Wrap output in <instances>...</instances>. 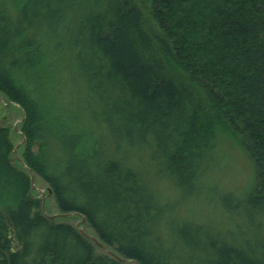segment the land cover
I'll use <instances>...</instances> for the list:
<instances>
[{"label": "trees", "instance_id": "1", "mask_svg": "<svg viewBox=\"0 0 264 264\" xmlns=\"http://www.w3.org/2000/svg\"><path fill=\"white\" fill-rule=\"evenodd\" d=\"M0 92V264H264V0H0ZM224 132L245 199L206 179Z\"/></svg>", "mask_w": 264, "mask_h": 264}, {"label": "rangeland", "instance_id": "2", "mask_svg": "<svg viewBox=\"0 0 264 264\" xmlns=\"http://www.w3.org/2000/svg\"><path fill=\"white\" fill-rule=\"evenodd\" d=\"M32 10L37 11V7H32ZM24 114L20 107L8 100L0 92V127L8 129L9 139L13 144L12 159L16 166H20L23 142L20 134V129L23 123ZM15 127L17 128L15 130ZM223 141L219 146V155L214 163V174H209L206 179L212 177L219 185L226 190L238 191L236 195L245 199L247 197V190L250 187V180L253 176V169L249 159L244 152L239 148L237 139L228 132L222 134ZM33 195L44 203V211L51 215H56L55 221H64L72 224L77 229L84 232L89 237H93V231L87 226L85 222L81 221L79 215L73 213L60 212L54 202L52 195L49 193L46 183L34 175ZM243 218V217H242ZM244 220V219H243ZM241 220V222L243 221ZM241 225V224H240ZM242 225H244L242 223ZM97 253H106V247L96 246ZM127 264H136L130 260L126 261Z\"/></svg>", "mask_w": 264, "mask_h": 264}, {"label": "water", "instance_id": "3", "mask_svg": "<svg viewBox=\"0 0 264 264\" xmlns=\"http://www.w3.org/2000/svg\"><path fill=\"white\" fill-rule=\"evenodd\" d=\"M17 128L15 127V130H16ZM22 136V142H24V136L23 135H21ZM15 150V148L13 149V151ZM28 170V172H29V177H30V183H31V186H32V188L34 189L35 188V185H34V175H33V173H32V171L28 168L27 169ZM41 211H42V213L48 218V219H50V220H53V219H55V217H56V215H53V214H51V215H49V214H47L45 211H44V203H43V199H42V202H41ZM81 221L82 222H84L85 221V219L82 217L81 218ZM84 233V232H83ZM84 235H86L85 233H84ZM87 237H89L88 235H86ZM93 242H95L99 247H104L101 243H99L97 240H96V238H94V237H89ZM108 253L111 255V256H113V257H115V258H117V259H119V260H121V261H123V262H126L127 260L126 259H123V258H120V257H118L117 255H115L114 253H112L111 251H108Z\"/></svg>", "mask_w": 264, "mask_h": 264}, {"label": "bare ground", "instance_id": "4", "mask_svg": "<svg viewBox=\"0 0 264 264\" xmlns=\"http://www.w3.org/2000/svg\"><path fill=\"white\" fill-rule=\"evenodd\" d=\"M131 262V261H130Z\"/></svg>", "mask_w": 264, "mask_h": 264}]
</instances>
